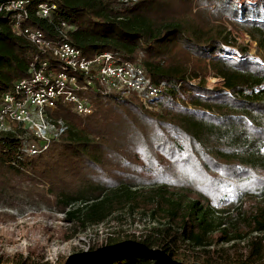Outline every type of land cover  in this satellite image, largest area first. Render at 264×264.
<instances>
[{"label":"trees","instance_id":"trees-1","mask_svg":"<svg viewBox=\"0 0 264 264\" xmlns=\"http://www.w3.org/2000/svg\"><path fill=\"white\" fill-rule=\"evenodd\" d=\"M42 1L29 0L26 25L55 37L66 22L85 54L137 60L171 89L158 98L160 112L135 95L90 92L96 111L86 117L60 103L51 115L68 130L35 155L20 136L0 135L3 206H47L83 229L126 209L164 223L94 242L69 259L0 264H264V0H52L56 9L40 17ZM15 14L0 10V94L27 77L36 58L61 69L16 33ZM211 74L221 86H207ZM215 232L229 245L212 250Z\"/></svg>","mask_w":264,"mask_h":264},{"label":"built area","instance_id":"built-area-1","mask_svg":"<svg viewBox=\"0 0 264 264\" xmlns=\"http://www.w3.org/2000/svg\"><path fill=\"white\" fill-rule=\"evenodd\" d=\"M29 3V0H10L0 4V10L15 11L16 33L25 36L40 51L52 55L61 69L47 58H36L29 75L18 80L10 91L0 94V135L15 134L23 138L28 154L47 149L52 140L59 139L68 130L62 118L51 115L60 103L70 104L74 112L86 117L96 111V103L89 93L99 92L135 95L145 108L153 109L158 98L171 89L166 80L153 81L137 60L112 51L85 54L70 41L68 31L74 27L66 22L61 23L55 37H49L39 27L26 25L31 15ZM55 9L52 0H45L35 12L40 17H50ZM21 130L33 139L25 138L19 133Z\"/></svg>","mask_w":264,"mask_h":264},{"label":"rangeland","instance_id":"rangeland-1","mask_svg":"<svg viewBox=\"0 0 264 264\" xmlns=\"http://www.w3.org/2000/svg\"><path fill=\"white\" fill-rule=\"evenodd\" d=\"M241 40L249 45L252 54L260 58L257 44L247 34L242 33ZM232 55L235 56V54ZM206 80L209 88L221 86L223 83L221 77L212 74ZM197 81L199 79L193 80V82ZM157 103L156 108H144L160 112L164 109V103L162 100H158ZM185 104L191 105L188 99ZM40 186L38 188L41 190ZM41 196L39 195V199L44 202ZM248 203L249 200L244 199L243 205L247 206ZM236 206H232L225 214H234ZM159 223V220L141 210L126 209L84 230L78 224L68 222L63 213L53 208L43 207V205L31 207L29 201L25 200H16L11 206H3L0 200V262L7 263L26 257L38 262L56 261L62 256L69 259L79 251L86 250L94 242L101 243L112 236L139 235L153 226H161L164 222ZM220 238V232H215L212 250L229 245L222 243ZM242 243L246 244L247 240H243Z\"/></svg>","mask_w":264,"mask_h":264}]
</instances>
